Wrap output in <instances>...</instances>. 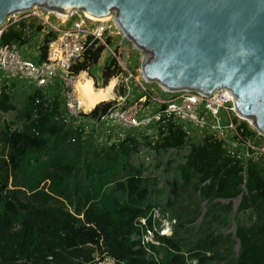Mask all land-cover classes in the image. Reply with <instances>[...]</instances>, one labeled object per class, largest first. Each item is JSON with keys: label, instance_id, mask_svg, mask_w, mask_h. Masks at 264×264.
Here are the masks:
<instances>
[{"label": "trees", "instance_id": "trees-1", "mask_svg": "<svg viewBox=\"0 0 264 264\" xmlns=\"http://www.w3.org/2000/svg\"><path fill=\"white\" fill-rule=\"evenodd\" d=\"M26 30L24 20L12 23L0 42L28 43ZM102 49L91 44L75 71L96 64ZM117 72L110 57L102 77L107 81ZM11 94L0 95V112L15 109ZM38 95L26 93L20 116L28 123L0 130V264H90L101 252L116 264H186V254L198 264H264L260 161L232 158L222 140L193 138L179 168L181 181L171 179L170 196L159 204L157 178L144 175L143 166L133 165L131 156L142 140L156 151L184 146L181 128L169 124L155 140L127 135L101 144L93 138L94 130L83 135L77 126L63 123L59 101L37 104ZM108 105L96 106L91 115ZM239 194L234 211L232 202ZM152 205L169 208L176 217L172 235L152 246L158 259L147 256L135 225ZM246 211L254 214V221L236 217Z\"/></svg>", "mask_w": 264, "mask_h": 264}, {"label": "built area", "instance_id": "built-area-1", "mask_svg": "<svg viewBox=\"0 0 264 264\" xmlns=\"http://www.w3.org/2000/svg\"><path fill=\"white\" fill-rule=\"evenodd\" d=\"M44 11L55 16L57 21H50L48 16L40 17L43 39L35 44L37 62L21 56L22 42H0V95L15 89L17 82H23L30 91H38L40 94L35 103L59 101L60 116L65 122L77 126L83 135L94 130L93 138L101 144L124 140L127 135H146L155 140L160 130L172 124L182 129L186 140L195 133L200 134V140L206 136L222 140L229 156L237 160L253 158L260 161L264 168L261 156L264 155V135L239 113L235 95L229 89L221 88L208 94L190 89L169 90L155 82L158 91H154L150 86L153 82L143 77L140 66L139 76H134L127 67L130 53L125 41L130 40L113 19L95 21L79 10H73L66 16ZM44 38L47 41L44 42ZM31 43L28 41L27 44ZM130 43L131 48L138 52L139 49ZM91 44L102 45L101 54H109L115 60L118 70L116 76L126 74L120 88L127 90L125 94H119L114 84L112 98L105 101L110 105L99 109L94 116L91 111L102 103H98L92 110H85L77 87L80 75L84 73L87 76L91 66L80 72L75 71ZM131 79L139 85L136 93L128 86ZM164 93L170 96L164 97ZM243 174L246 176L245 168ZM241 188L245 192L244 184ZM240 196L236 199H240ZM175 222L160 205H152L145 214L135 219V225L140 229V244L147 256L160 258L152 246H159V237L171 235ZM116 263L114 257L101 252L90 264ZM186 264H198V260L188 257Z\"/></svg>", "mask_w": 264, "mask_h": 264}, {"label": "water", "instance_id": "water-1", "mask_svg": "<svg viewBox=\"0 0 264 264\" xmlns=\"http://www.w3.org/2000/svg\"><path fill=\"white\" fill-rule=\"evenodd\" d=\"M33 7L112 14L139 49L146 80L208 94L227 88L264 135V0H0V26Z\"/></svg>", "mask_w": 264, "mask_h": 264}, {"label": "rangeland", "instance_id": "rangeland-1", "mask_svg": "<svg viewBox=\"0 0 264 264\" xmlns=\"http://www.w3.org/2000/svg\"><path fill=\"white\" fill-rule=\"evenodd\" d=\"M54 13V12H53ZM48 16L49 20L56 23V17L52 14H47L44 10H41V8L33 7L25 12L21 13H15L9 15L7 19H5L4 23L0 26V30H4L7 26H9L12 23L18 22L21 19L25 21L26 29L28 28L27 34L31 37L30 41L33 43L31 44H24L20 50L21 56L23 58H29L30 60L37 62L38 56H37V50L35 47V44L42 42V32H41V18ZM113 19V18H111ZM6 22V23H5ZM37 26H40L39 30H36L35 28ZM29 37V38H30ZM131 42V41H130ZM129 41H125V46H127L128 51L130 53V56L127 60V67L131 70V72L134 74V76H139V66H140V51L136 52L131 48V43ZM34 44V45H33ZM121 46V45H119ZM123 46V45H122ZM99 58V61L91 66L90 75H82L81 81L86 78H91L93 80V83L95 81V84H97L94 87H101L104 85H108L111 79H114L115 84L117 85V88L119 89V94H125L127 90H122L120 86L122 85L123 81L126 78V74H118L111 76L107 81H105L102 77V67L107 59L110 58V55L102 53ZM79 85H82L81 82ZM129 88L133 90L134 93L138 91V84H136V81L130 80L128 84ZM150 86L153 88L154 91H158V86L155 82L150 83ZM157 86V87H156ZM105 87V86H104ZM30 91L29 87L23 83V82H17L16 88L11 91L12 96V102L15 106L14 110L7 111V112H0V130L4 127V125H8L11 128L10 129H19L24 126V124L28 123V121H25L23 118H21L20 114L23 111L24 108V101L26 97V93ZM117 94V95H119ZM116 95V96H117ZM136 94L135 96H137ZM164 97H169L170 94H162ZM115 98V96H114ZM107 101V100H105ZM106 103V102H101ZM100 103V104H101ZM35 110V109H34ZM35 117V115H33ZM61 117V116H60ZM62 118V117H61ZM63 123L70 124L69 121L65 122V119L63 118ZM72 126V124H70ZM186 136V135H185ZM200 134L195 133L194 136H191L193 138L199 139ZM191 137H188V140L185 141V145L180 148L171 149L169 151H156L154 148L149 147L146 145V143L142 140L140 141L139 145L137 146V151L134 152L131 156V162L133 165H142V172L144 175L156 177L157 178V186L159 188L158 192V200L159 204H164L166 198L170 196V189L171 186L169 185L171 179L176 178V182H180V165L183 163L185 159V155L188 152L189 144L191 143ZM73 139V137H71ZM192 138V139H193ZM71 139V141H72ZM153 143V141H152ZM151 143V144H152ZM224 144V143H223ZM2 143L0 141V159L2 158ZM225 146V145H224ZM141 151V154L139 152ZM263 156L264 159V155ZM259 156V157H261ZM258 157V158H259ZM147 158V159H146ZM262 164V162H261ZM261 166V165H260ZM263 168V167H262ZM9 187L11 188V185L9 183ZM156 198V196L153 197V200ZM239 199L233 200L232 205L234 208L238 205ZM206 204V201H202V207ZM165 212L169 215L170 218H176L172 215L171 210L169 208L164 207ZM204 210V209H203ZM237 213V212H236ZM250 215H253L252 217ZM236 217L241 218L242 221L246 223H250L251 221H254L255 216L254 214H251L250 211L246 212H240L236 214ZM176 223V222H175ZM232 230H235V225H233ZM235 249L238 250V246H235ZM209 264H221L214 261L213 263L210 262Z\"/></svg>", "mask_w": 264, "mask_h": 264}, {"label": "bare ground", "instance_id": "bare-ground-1", "mask_svg": "<svg viewBox=\"0 0 264 264\" xmlns=\"http://www.w3.org/2000/svg\"><path fill=\"white\" fill-rule=\"evenodd\" d=\"M85 15L89 18H92L95 21H108L111 18H113V15L108 13L101 16H96L91 14L88 11H84ZM55 14L66 16V12H54ZM6 23V22H5ZM84 73H82L79 77V80L77 82V87L79 89L82 103L85 108V110H92L98 103L105 102V100H109L112 98V88L115 84L114 79H111L110 83L108 85H104L102 87H94L93 80L91 78L83 79L84 82L81 81V77ZM81 82L82 85H79Z\"/></svg>", "mask_w": 264, "mask_h": 264}, {"label": "clouds", "instance_id": "clouds-1", "mask_svg": "<svg viewBox=\"0 0 264 264\" xmlns=\"http://www.w3.org/2000/svg\"><path fill=\"white\" fill-rule=\"evenodd\" d=\"M239 195H240V194H239ZM239 195H238V196H239ZM238 196H237V197H238ZM237 197H236V198H237ZM236 198H234V199H236ZM240 198H241V196H240ZM239 201H240V199H239ZM238 203H239V202H238ZM160 206H161V205H160ZM236 207H237V206H236ZM233 210L235 211L236 208H233ZM174 219H175V218H174ZM175 220H176V219H175ZM174 225H175V224H174ZM174 225H173V227H174ZM233 225H234V224H233ZM173 227H172V232H173ZM171 235H172V233H171ZM171 235H170V236H171ZM170 236H165V237H163V238H167V237H170ZM159 238H160V237H159ZM159 245H161V243H160ZM186 256H187V257H192V256H189V254H186Z\"/></svg>", "mask_w": 264, "mask_h": 264}, {"label": "crops", "instance_id": "crops-1", "mask_svg": "<svg viewBox=\"0 0 264 264\" xmlns=\"http://www.w3.org/2000/svg\"><path fill=\"white\" fill-rule=\"evenodd\" d=\"M29 36V35H28ZM30 37V36H29ZM29 39V42L31 43L32 41H30V39H31V37L30 38H28ZM33 43V42H32ZM97 254L95 253L94 254V257L96 256Z\"/></svg>", "mask_w": 264, "mask_h": 264}]
</instances>
